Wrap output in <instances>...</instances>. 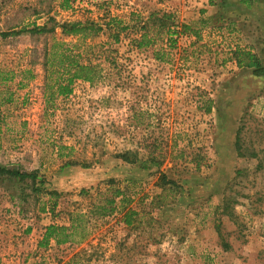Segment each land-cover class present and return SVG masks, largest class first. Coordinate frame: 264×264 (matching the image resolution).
Listing matches in <instances>:
<instances>
[{
	"label": "rangeland",
	"instance_id": "1",
	"mask_svg": "<svg viewBox=\"0 0 264 264\" xmlns=\"http://www.w3.org/2000/svg\"><path fill=\"white\" fill-rule=\"evenodd\" d=\"M75 1L0 0V165L38 171L36 183L0 176V264H264V75L232 55L239 44L264 65L261 14L236 20L193 0L97 9ZM163 13L176 30L191 24L201 37L157 34L136 47L141 26ZM112 15L128 26L118 41L106 24ZM74 20L103 30L90 39L64 34L62 24ZM35 23L48 31L13 33ZM60 41L99 77L52 97L47 82L59 71L54 65L50 75L46 58ZM126 151L162 164L144 169L120 157ZM110 186L139 210L133 225L121 208L91 212ZM77 212L84 216L73 241L40 244L48 225H68ZM83 227L88 236L78 242Z\"/></svg>",
	"mask_w": 264,
	"mask_h": 264
},
{
	"label": "trees",
	"instance_id": "2",
	"mask_svg": "<svg viewBox=\"0 0 264 264\" xmlns=\"http://www.w3.org/2000/svg\"><path fill=\"white\" fill-rule=\"evenodd\" d=\"M252 0H242V2L247 5L251 4ZM172 15L168 13H163L161 16L156 15L155 20L151 24H143L141 26L142 31L138 34V36L134 39L136 43V47L144 48L149 47L156 41L157 34L159 36L168 35V42L174 41L173 36L176 33H189L192 32L194 35H197L199 38L201 34L199 30H196L191 24L182 23L181 29L176 30L177 26L174 27L171 22ZM233 23V21H230ZM125 22L120 19L118 16H110L109 21L106 22L108 27L113 31V35L116 41L119 40L120 33L127 29L128 26L124 24ZM228 28L230 31H233L234 28L229 25ZM63 33L71 36H78L82 39H90L96 36L100 31L103 30V25L96 22L95 20H89L86 22L83 21H69L62 24ZM152 30H156L154 34H151ZM31 32V33H43L47 32L48 28L46 25L34 24L31 28H22L21 30H17L13 33H22V32ZM59 49H52L47 53L46 65L48 67V71H50V75H52L57 70L59 71V75L57 76L54 82L48 80L46 90L50 91L52 97L55 95H64L68 96L73 91L72 84L76 79H83L89 82L95 81L99 77V69L96 65L85 64L81 62V52L74 50L72 47L68 46L65 42H59ZM67 45V46H66ZM168 54L166 50L159 49L155 52L156 58L164 59V55ZM233 58L236 60L237 64L240 67H247L249 69H253L254 73L257 75H264V65L262 63L261 58L258 54L254 53L252 50L242 47L237 44V46L232 51ZM56 66L57 70H54L53 67ZM54 70V71H53ZM207 111L212 110V102L209 103ZM237 149L240 154L241 152V144L237 143ZM124 160L128 162H136L140 167L144 169H149L153 166L160 167L162 164L161 160H158L155 156H151L147 159L138 158L137 153L133 156L130 151H126L120 154ZM264 161L260 162V167L264 169ZM66 164H69L67 162ZM7 175L16 178L19 181H24L30 178L34 183L37 181L38 171H27L18 167L8 166V165H0V176ZM164 185L170 184L171 190H173V186L176 185L175 180L168 178L167 175H162ZM113 183L114 180H111ZM41 189V188H36ZM111 194L107 196L103 203L94 204L91 212H95L100 216L104 217L108 214L114 213L117 208H121L122 210V219L127 225H133L136 219V215H139V210H137L133 206H129L126 204V201H131L128 198V193L125 189L119 186H110ZM50 195L57 194L56 190H52L48 192ZM121 197V198H120ZM120 200L117 201V199ZM118 202L120 205H118ZM233 204V200L229 197L226 198L224 202V209H231ZM84 214L81 212L72 213L71 214V223L66 225L60 224H50L46 228V232L44 234L43 239L41 240V245H48L52 240L56 242V244L61 245L73 241L74 234L78 231L79 224L76 221H79ZM88 236L86 232V228H82L81 237L77 240L78 242H83ZM81 252V251H80Z\"/></svg>",
	"mask_w": 264,
	"mask_h": 264
},
{
	"label": "crops",
	"instance_id": "3",
	"mask_svg": "<svg viewBox=\"0 0 264 264\" xmlns=\"http://www.w3.org/2000/svg\"><path fill=\"white\" fill-rule=\"evenodd\" d=\"M193 3L198 5L199 10L202 7L209 10L226 8L230 17L236 20L248 13H260V18L264 19V0H252L250 5L242 0H193Z\"/></svg>",
	"mask_w": 264,
	"mask_h": 264
},
{
	"label": "built area",
	"instance_id": "4",
	"mask_svg": "<svg viewBox=\"0 0 264 264\" xmlns=\"http://www.w3.org/2000/svg\"><path fill=\"white\" fill-rule=\"evenodd\" d=\"M75 2L81 7H86L88 9H97L107 4L123 7L129 3L128 0H76Z\"/></svg>",
	"mask_w": 264,
	"mask_h": 264
}]
</instances>
